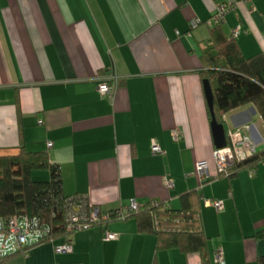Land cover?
I'll list each match as a JSON object with an SVG mask.
<instances>
[{
	"label": "crops",
	"instance_id": "1",
	"mask_svg": "<svg viewBox=\"0 0 264 264\" xmlns=\"http://www.w3.org/2000/svg\"><path fill=\"white\" fill-rule=\"evenodd\" d=\"M222 0H0V156L45 152L61 172L63 194L84 197L103 213L131 200L181 208L199 194V218L212 264H256L264 255V163L253 177L216 178L210 120L199 77L203 24ZM198 19L202 24L191 28ZM244 57L264 56V0L240 4L221 25ZM111 73V97L97 91ZM259 152L264 126L251 105L224 117ZM179 134L173 140L172 132ZM155 142L163 155H152ZM51 144L50 147L47 145ZM208 163L199 189L194 164ZM169 176L173 189L162 182ZM49 173L33 172L32 178ZM220 200L223 211L202 199ZM34 247L10 264H201L198 254L157 251L156 237L134 220L111 221ZM67 246L69 252L56 253Z\"/></svg>",
	"mask_w": 264,
	"mask_h": 264
},
{
	"label": "trees",
	"instance_id": "2",
	"mask_svg": "<svg viewBox=\"0 0 264 264\" xmlns=\"http://www.w3.org/2000/svg\"><path fill=\"white\" fill-rule=\"evenodd\" d=\"M199 60V77L210 85L216 122L225 129L223 117L227 113L251 105L264 126V56L244 57L234 38H227L221 26H218L210 28ZM263 163L264 149L255 152L246 161L236 163L227 179L242 172L257 170ZM36 171H47L49 179L34 180L32 174ZM199 198L197 191L182 195L179 210L163 209V202H158L157 206H151L148 202L126 220H134L139 233L154 235L157 251L198 254L201 264H212L209 239L200 224ZM72 205H83L87 212L94 208L86 198L63 194L60 168L51 163L47 153L28 152L22 148L15 155L0 156V219L24 216L31 222L36 236L42 234L35 243L0 257V264H10L24 253L28 255L36 246L73 235L75 231L69 228L66 220L67 211ZM97 226L100 225H91V228ZM254 237L264 239V229L256 232ZM256 264H264V255L257 258Z\"/></svg>",
	"mask_w": 264,
	"mask_h": 264
},
{
	"label": "built area",
	"instance_id": "3",
	"mask_svg": "<svg viewBox=\"0 0 264 264\" xmlns=\"http://www.w3.org/2000/svg\"><path fill=\"white\" fill-rule=\"evenodd\" d=\"M252 1L253 0H222L215 5L211 17L203 24L209 28L221 26L227 14L235 12L240 4H248ZM201 24L202 23L198 19H194L190 22L191 28H195ZM238 32L239 27L232 31L231 38H235L238 35ZM117 84V76L111 73L106 78L101 79L97 91L101 97L109 98L113 94V90ZM172 138L173 140H178L179 134L173 131ZM47 146L50 147L51 144H48ZM255 152V147L249 136L245 135L241 130H228L225 147L222 149H214L212 151V162L217 171L215 179L227 178L229 176V171L236 163L246 161L252 157ZM150 153L152 155H163V151L155 142L150 145ZM194 173L198 178V188L201 189L203 182L209 180L208 163L206 161L195 162ZM254 173L255 170L247 171L249 177H253ZM162 182L167 191L173 189V182L169 176H164ZM82 198L85 199L84 197ZM202 202L206 208H213L216 212L223 211V205L220 200L204 198L202 199ZM149 204L151 206H157L158 201H150ZM141 206L142 205L137 204L135 200H131L128 207L125 209L103 213L96 207L87 212L83 205H72L67 211L66 220L69 228L75 232L90 229L91 225H100L105 228L103 231L104 240H116L117 235L109 233L106 229L108 223L115 220L125 221L129 215L137 213ZM167 207L168 206L164 203L163 209H166ZM41 235L36 236L35 232L32 230L31 222L24 216H15L8 220L0 219V257L24 249L38 241L41 238ZM69 251L70 248L67 246L55 247L56 253ZM23 255L27 256V253H24ZM214 262L216 264H224L220 249L215 252Z\"/></svg>",
	"mask_w": 264,
	"mask_h": 264
},
{
	"label": "water",
	"instance_id": "4",
	"mask_svg": "<svg viewBox=\"0 0 264 264\" xmlns=\"http://www.w3.org/2000/svg\"><path fill=\"white\" fill-rule=\"evenodd\" d=\"M207 109L210 117V131L215 149H222L226 145L225 129L223 125L216 122L213 112V96L210 85L207 81H202Z\"/></svg>",
	"mask_w": 264,
	"mask_h": 264
},
{
	"label": "rangeland",
	"instance_id": "5",
	"mask_svg": "<svg viewBox=\"0 0 264 264\" xmlns=\"http://www.w3.org/2000/svg\"><path fill=\"white\" fill-rule=\"evenodd\" d=\"M34 180H39L40 181V180H44V178L42 176H40V177L37 176V177H34Z\"/></svg>",
	"mask_w": 264,
	"mask_h": 264
}]
</instances>
